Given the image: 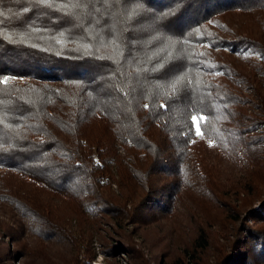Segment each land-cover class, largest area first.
<instances>
[{
	"label": "trees",
	"instance_id": "trees-1",
	"mask_svg": "<svg viewBox=\"0 0 264 264\" xmlns=\"http://www.w3.org/2000/svg\"><path fill=\"white\" fill-rule=\"evenodd\" d=\"M0 12V81L26 79L10 89L0 82V162L17 173L6 199L23 219L18 236L9 227L3 233L27 264H91L94 238L110 256L125 252L122 233L106 236L100 228L103 216L110 217L105 224L122 221L118 201L97 202L112 183L123 217L135 223L152 220L148 211L171 215L186 181L213 192L217 185L216 202L220 193L245 196L264 184V0H87L79 19L37 0H0ZM111 33L121 48L100 40ZM161 47L173 59L158 72H138L151 68L148 57ZM184 74L176 94L163 86ZM38 90L48 99L32 108L28 99ZM201 114V133L220 152L215 159L195 134L191 116ZM90 127L103 129L94 140L84 133ZM26 183L34 184L37 202ZM66 200L79 207L94 200L99 215L62 212ZM257 202L245 212L253 219L242 223L246 234L216 264H264V194ZM3 243L0 264H10L15 253Z\"/></svg>",
	"mask_w": 264,
	"mask_h": 264
},
{
	"label": "rangeland",
	"instance_id": "rangeland-1",
	"mask_svg": "<svg viewBox=\"0 0 264 264\" xmlns=\"http://www.w3.org/2000/svg\"><path fill=\"white\" fill-rule=\"evenodd\" d=\"M227 20H229L228 16ZM1 81H3V78ZM23 82H26L24 77H9L6 83H9L10 86L7 88H13L15 83ZM43 91L38 90L35 95L29 97L28 103L32 105V108H39L43 99H48ZM46 108L54 111L51 103ZM29 116L32 119L38 117V115L34 117L32 112L29 113ZM56 128H59L57 121ZM95 128L90 127L91 132L88 133L85 131V135L93 140L99 137L103 129ZM109 128V126L106 127V131H109ZM33 130L39 133L42 128L38 127ZM24 132L25 130L22 129V133ZM197 137L203 139L202 147L205 151L211 153V155L209 154L211 157L217 153V155L220 154L213 140L205 138L202 134L197 135ZM16 175V172L6 169L0 162V196H3V199L0 198V240L4 242L2 244L4 249L8 246L10 251L15 253V256L12 254L14 258L9 260L8 263L27 264L26 261L29 258L21 256L22 251H20V248L15 246V244H9V237L4 236L5 234L3 233V230L9 227L10 230L12 229L14 235L18 236L20 234V228L22 227L21 221L23 219L17 207L14 203L10 204L6 199V197L10 198L13 191L17 189L15 182L17 179ZM141 176L144 177L142 173ZM253 176L260 178L261 174L259 172H253ZM153 177L160 181V175ZM222 180L225 181L226 179L223 178ZM170 181H174V179ZM197 181L198 183L195 184H189L187 181L185 184H182L183 186L180 189L178 199L173 204L171 215L160 218L156 214H153V211H148L147 216L149 217L145 219L152 218V220L146 222L139 221L137 223H135L137 221L136 218H133L135 220L134 222L132 220L127 222L123 217L124 206L121 201L115 198V195H118L120 192L116 184L112 183V185L102 187L104 188L101 189L103 190V194L98 197L99 200L97 202H104L106 204V201H108L110 204H113L114 201H118L119 207L112 205L111 207L117 210L119 220L122 221L118 224H112V221L105 224L106 220L110 217L103 216L100 222V228H104L103 233L106 236L109 235L108 231L115 233L113 231L114 229L122 233L124 235L126 250L125 252H119L115 256H110L111 253L106 254L99 241L94 238L91 241L94 250L91 264H164L165 262L175 264L176 258L178 260L180 259V261L182 260L184 264H216L222 253L228 249L234 237H244V234H246L243 230L242 223H253V219H246L245 212L250 206L257 205L258 199L264 194V184L261 183L258 187L249 189L245 196L236 193H220L219 198L217 197L218 202H216L214 192L218 189V186H215V190L213 189L214 192L212 190L208 191L198 179ZM33 187V183L25 184V188L32 194L30 202H37L39 200V193ZM128 188H126L128 193L131 191L133 195H136L137 192L133 190L131 185ZM44 194L54 197L51 198V201L56 198L52 194H47L45 190ZM93 201L87 200L83 204L80 202V208L76 200H66L58 206V209L65 213H72L71 215L73 216L80 215L86 209L90 213H88L89 215L92 214L91 211H94L98 216L99 213L97 214L96 211L98 207ZM125 206L129 209L130 204H126ZM153 208L157 209V204ZM135 212H138V216L143 210H139L137 207ZM235 213L239 214V218L233 217ZM114 236L116 235L114 234ZM31 246L37 252V257L34 259L41 261V255L37 246L34 243H31ZM15 249H18V255H16ZM26 252L28 251L26 250Z\"/></svg>",
	"mask_w": 264,
	"mask_h": 264
},
{
	"label": "snow or ice",
	"instance_id": "snow-or-ice-1",
	"mask_svg": "<svg viewBox=\"0 0 264 264\" xmlns=\"http://www.w3.org/2000/svg\"><path fill=\"white\" fill-rule=\"evenodd\" d=\"M39 4H42L46 6L47 8L54 10L56 12H59L65 16H68L73 19H79L81 18V14L83 10L87 7V0H37ZM142 8V5H137L136 9H133L131 12H128V18L131 20L134 16L139 14V10ZM23 12L27 13L29 12V9L27 7L23 8ZM3 12H0V16H3ZM167 15V13H165ZM2 23V21H0ZM2 31V30H0ZM60 36H64L65 33L63 31H60ZM156 39H159L156 37ZM9 40L13 43H15V40H12L11 37H9ZM100 40L107 44L108 42L116 43V47L119 49L122 47V42H117L118 37L114 34H106L102 35L100 37ZM22 42V41H21ZM166 49L164 47H161L158 51L154 52V54L150 57H148V62H152L153 60L155 63H152L151 68H138V72L140 71H152V72H158L161 69H163L166 64L173 59V55L171 52H167V55H162ZM120 55H123V52H120ZM14 78V77H13ZM9 77H4L3 83H6ZM186 79V74L180 75L177 78H175L173 81L166 82L164 87H171V91L173 94H176L179 90L180 86H183V82ZM167 95V92L165 93ZM147 107V105H146ZM161 107H166L165 105H162ZM206 117L201 114L199 118L196 115L191 116L192 124L195 126V134L201 135V127H200V121L205 120ZM2 123V121H0ZM7 127L11 128L12 125H6Z\"/></svg>",
	"mask_w": 264,
	"mask_h": 264
}]
</instances>
